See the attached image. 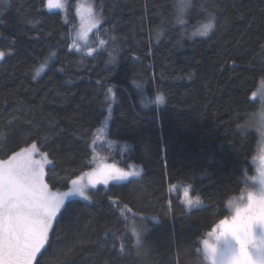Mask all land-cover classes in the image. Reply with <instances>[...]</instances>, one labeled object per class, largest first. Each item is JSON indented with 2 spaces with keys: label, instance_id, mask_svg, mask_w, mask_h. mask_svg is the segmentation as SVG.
I'll list each match as a JSON object with an SVG mask.
<instances>
[{
  "label": "trees",
  "instance_id": "trees-1",
  "mask_svg": "<svg viewBox=\"0 0 264 264\" xmlns=\"http://www.w3.org/2000/svg\"><path fill=\"white\" fill-rule=\"evenodd\" d=\"M0 4V159L35 143L49 190L66 192L94 168L105 123V159L141 170L67 200L33 264H210L202 240L255 174L264 0H190L183 23L176 0H94L102 27L77 50L72 2L67 16L46 0ZM208 13L215 28L190 37Z\"/></svg>",
  "mask_w": 264,
  "mask_h": 264
},
{
  "label": "snow or ice",
  "instance_id": "snow-or-ice-1",
  "mask_svg": "<svg viewBox=\"0 0 264 264\" xmlns=\"http://www.w3.org/2000/svg\"><path fill=\"white\" fill-rule=\"evenodd\" d=\"M189 4L190 0H176L179 23L184 22L182 18L187 14ZM45 6L48 9L66 8L62 0H46ZM87 12L89 19H94L91 7ZM215 20L216 17L208 13V22L202 24L192 35L207 36L215 28ZM97 25L102 27L100 19H94L91 27ZM89 30L90 28L86 29L82 25L78 35L87 38ZM100 45L104 46L105 41L101 40ZM4 56L5 53L0 51V58ZM110 62L115 61L113 59ZM107 93H112L111 87L107 88ZM261 99L264 100V92L261 93ZM156 100L163 103L164 96L157 95ZM110 107L109 105V109ZM249 124H252L251 120ZM35 154H38V148L33 143L30 149L22 150L6 161H0V264H33L49 241V231L65 204V197L71 192H78L80 196L89 199L79 187L64 193L50 191L44 180V165L52 162L43 157L35 159ZM138 175L139 172L104 165L89 173V178L92 184H107L110 180H127L130 176ZM77 182L78 180L71 181L74 186ZM184 196H189L187 190ZM186 203L192 206L201 201L197 197L195 200L187 199ZM145 228L146 226H133L137 242ZM217 230L219 236L216 246L206 249L212 264H264V182L255 194L248 193L247 202L242 207H236L231 219L226 217L219 221ZM204 244L207 245V241Z\"/></svg>",
  "mask_w": 264,
  "mask_h": 264
},
{
  "label": "rangeland",
  "instance_id": "rangeland-1",
  "mask_svg": "<svg viewBox=\"0 0 264 264\" xmlns=\"http://www.w3.org/2000/svg\"><path fill=\"white\" fill-rule=\"evenodd\" d=\"M7 1L8 0H2V4L6 3ZM62 2L66 5V8H63V9H60V8L48 9L46 7V9L47 10H59V11L63 12L65 16H67V13L69 11V7H70L71 2L74 4V9L76 10V12H77V14H78V16L80 18V22H79L78 27L75 28L74 37H73V42H72L71 48L74 49V50H77L81 46H84V45L89 43L91 32L96 27H98V25L96 27H91V24L94 23V19H100L101 22H102V18H103L102 17V13H101L100 10H98L95 7L94 0H62ZM89 7H91L93 9L92 17L94 19H92V20L89 19V14L87 12V9ZM207 22H205V23H207ZM82 25L86 29L90 28V30L88 31V34H87V38H82L80 35H78V33L81 31V26ZM201 25H198V26L192 28L191 30H189V34L188 35L190 37H203V36H201L199 34L192 35V33L196 32L197 29L200 28ZM1 59L2 58H0V60ZM47 66H48L47 62L46 63H42L41 65H39L35 69L34 76L36 78L40 77L42 75V73L46 70ZM262 92H264V81L257 88V90L253 93L254 95H252L253 98H258L259 99L260 109L264 108V100L261 99V93ZM259 116H260V112H258L257 116H256V125H257V128H258L259 134H260V142H259V146H258V149H257L256 157H255V165H256L255 174L250 178L251 186L248 189H246L245 192L240 197L230 201V204H229V206H230V214H229V216H227V218H229V219H231V216L234 215L236 207H242L243 204L247 202L248 193L249 192H253L255 194V192L259 189V187L262 186V182H264V123H261L260 119H258ZM105 128H106V124L104 123L97 130L96 136H95V140H94L93 145H92V148H93V151H94V163H95L94 168L92 170H90L89 172H86V173L82 174L81 176H79L78 177L79 179L78 178L76 179V180H78L77 185L74 186L72 184V187L68 191H66V192H69L74 187H79L85 192V195L89 199H85V197L80 196L78 192H71V194L69 196L65 197V202L67 200L71 199V198H81V199L90 201L92 198H91L90 193L88 192L89 188H96L98 186H107L108 184H110L112 182L125 181V180H110L107 184H104L102 182H98V183H95V184L90 183L89 173L94 172L95 170H97L98 168L103 167L104 165H115V164H113V163H111V162H109V161H107L105 159V154L103 152L102 143L104 141V129ZM98 131L100 132V134H99L100 138H99V136H97V133H99ZM30 147L31 146H28V147H26V148H24L22 150H28V149H30ZM22 150H20V151H18L16 153H20V152H22ZM16 153H14V154H16ZM42 157L46 158V156L43 153H41L39 150H38V154L34 155L35 159H42ZM9 158L4 159V160L0 159V161H6ZM46 160H47V158H46ZM47 165H48V163H45L44 171L46 170ZM115 166L117 168H120L117 165H115ZM120 169H123V168H120ZM123 170L139 172V175H140V171H141L140 168H138V167H131L129 169H123ZM138 176H130V177H128V179H130L132 177H138ZM44 180H45V178H44ZM60 193H64V192H60ZM53 223H54V221H53ZM218 225H219V223L215 226V228L211 232H209V234L202 240V243H201L202 251H203L206 259L209 261L210 264H212V260L208 256L206 249H211L212 247L216 246L217 237L219 236V231L217 230V226ZM49 233H50V231H49ZM135 240L137 242V237H135ZM140 240H141V238L139 239V241ZM205 241H207V245L204 244Z\"/></svg>",
  "mask_w": 264,
  "mask_h": 264
},
{
  "label": "clouds",
  "instance_id": "clouds-1",
  "mask_svg": "<svg viewBox=\"0 0 264 264\" xmlns=\"http://www.w3.org/2000/svg\"><path fill=\"white\" fill-rule=\"evenodd\" d=\"M259 112H260V116L258 117V119H260V121H261V123H264V108H261L260 110H259ZM255 125H253V127H254Z\"/></svg>",
  "mask_w": 264,
  "mask_h": 264
}]
</instances>
